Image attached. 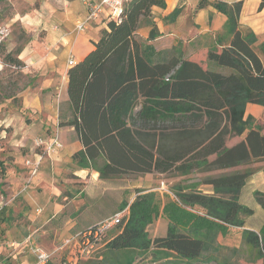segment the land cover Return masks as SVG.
I'll list each match as a JSON object with an SVG mask.
<instances>
[{"label": "trees", "instance_id": "obj_1", "mask_svg": "<svg viewBox=\"0 0 264 264\" xmlns=\"http://www.w3.org/2000/svg\"><path fill=\"white\" fill-rule=\"evenodd\" d=\"M207 3L199 0L197 8ZM155 6L164 8L165 1L129 0L119 22L104 21L106 28L93 48L67 70L68 99L59 126H72L82 144L72 156L77 166L95 170L103 180L128 174L221 173L199 181L211 184L213 194L198 190L199 182L180 184L176 200L162 207L153 191L138 189L130 203L121 201L118 210L127 208V214L104 237L101 258L86 264H131L141 253L154 259L171 253L185 264H240L226 256L207 257V241L213 243L212 232L223 225L242 227L243 216L252 214L239 202L252 168H236L264 159V135L252 116H244L248 103L264 105V40L255 45V34L239 27L240 2L215 1L226 21L202 66L178 47L156 49ZM179 13L175 8L163 19L172 22ZM142 26L149 27L146 37L138 34ZM20 52H6L4 60L22 65ZM254 196L264 209V193L255 191ZM160 211L168 219L167 231L151 238L146 227ZM242 241L264 264V231L244 229ZM225 249L235 251L223 246L216 251Z\"/></svg>", "mask_w": 264, "mask_h": 264}, {"label": "crops", "instance_id": "obj_2", "mask_svg": "<svg viewBox=\"0 0 264 264\" xmlns=\"http://www.w3.org/2000/svg\"><path fill=\"white\" fill-rule=\"evenodd\" d=\"M84 1L48 0L44 5L41 4L39 8L20 18L23 22L29 20L34 24L44 25L46 53L43 51L39 55H34L35 58L34 56L26 57L25 54L23 61L27 65L36 66L40 74H45L43 86H49L52 83L54 73L62 74L65 79L63 92L65 102L68 99L66 77L70 67L67 65L68 59L72 57L74 63L82 60L93 48V42L98 39L100 31L106 28V23L102 19H97L84 31L75 30L76 22L86 15ZM164 1V8L156 6L152 8V19L160 32V36L152 41L157 50L178 47L185 58L205 66L207 51L215 45V38L223 32L226 21V16L213 6L215 1L227 4L240 2L239 27L243 30H251L255 34L257 38L255 45L264 40V5L260 6L262 0H206L208 3L201 8H197L199 0ZM175 8L180 9L175 20L165 21L164 16ZM142 27L145 28L140 27L138 34L146 37L149 27ZM49 43H54V47H48ZM260 58L264 62V55H260ZM25 103L31 107L27 111V119L31 120H26L22 128L27 132L25 137L40 133V136L48 140L57 136L61 147L44 155L37 168V174L28 176V188L20 194V203L24 204L29 211L27 216H23L25 217L22 219L23 223H19L17 212L15 216L13 213L10 214L11 209L8 212L3 210L0 212V264H36L35 256L30 252L28 244H15L14 247L9 244V242H15L13 240L24 237L27 232L25 226H28L32 232L30 236L34 245L47 252H53L52 259L49 261L52 264H86L89 259H100L102 254L98 255L96 251L87 257L77 255L75 236L113 215L119 209L121 201L125 200L123 195L128 188H124L118 197L116 192H112L111 186H105L104 182L109 180L100 179L98 172L93 169L79 168L72 156L82 149V144L74 128L67 125L59 126L54 110L47 106L42 107L38 96L35 95ZM248 115L253 117L254 126L258 128L260 134L264 135V105L248 103L244 116ZM243 138L244 134L233 137L231 143L227 145L232 146ZM23 141L26 142L25 138ZM18 149L15 148L12 154L9 165L11 170L8 176L10 186L15 184V188L23 185L27 177V171L22 168L24 166L22 159L28 151L27 148L22 149L25 154L21 156L16 153ZM249 165H252V173L240 190L239 202L252 209V214L243 216L242 227L223 225L222 230L217 229L212 232L219 246L235 249V251L225 249L226 254L208 253L207 257L226 256L239 262L237 254L239 246L243 244L242 231L244 229L256 233L264 231V209L254 196L255 191L264 193V159L255 160L236 169ZM73 177L76 179L73 180ZM86 177H88L89 185L77 191L74 184L83 183ZM201 184H206L205 190L199 188ZM197 189L205 194H213L212 185L208 183L199 182ZM135 195L132 192V199L127 202L130 203ZM171 200L172 198L163 202L161 207ZM111 201H113V207L109 206L108 202L111 203ZM157 219V224L153 221L154 223L152 222L146 228L151 238L165 236L167 231L168 219L164 216H159ZM4 229L7 230L3 233Z\"/></svg>", "mask_w": 264, "mask_h": 264}, {"label": "rangeland", "instance_id": "obj_3", "mask_svg": "<svg viewBox=\"0 0 264 264\" xmlns=\"http://www.w3.org/2000/svg\"><path fill=\"white\" fill-rule=\"evenodd\" d=\"M45 1L48 0H0V36L2 38L0 42V200L4 203L3 212H8V210L11 209L10 214L13 213L14 216L17 212V218L20 224L23 223L22 219L25 218L23 216L29 214L24 204L20 203V194L28 188V176H35L38 171L36 170L35 175L30 172L32 170L31 161L34 162L37 156V159L40 158L41 162V158L44 157V155H47L50 151L55 149L45 150L43 146L36 144L35 141L37 138H45L40 136V133H35L31 137H25L27 132L22 129L23 124L26 123V120H31L27 119V111L31 107L26 104L25 101L32 99L35 95L38 96L42 107L47 106L54 110L56 115L55 119L58 124L60 122L59 117L61 113H65L64 108L66 102L63 100L65 79L63 75L54 73L52 83L49 86H43L45 74H40L36 66L32 64L27 65L25 61H23L25 59V54L27 55L26 57H31L39 55V53L43 51L46 53L44 48L47 41L45 39L46 31L43 27L44 25L34 24L29 20L23 22L20 19L27 13H31L35 8H39L41 4L44 5ZM36 46H40L41 48L37 49ZM47 46L53 48L54 43H49ZM16 49H21L17 58L22 62V65L9 64L4 60L6 52ZM220 69L223 72H228L227 68L221 67ZM66 115L68 114L66 113ZM24 138L26 142L23 141ZM232 140L233 137L227 140V144H230ZM15 148H19L16 150V153L21 154V156L25 154V152H22V149L27 148L28 151L25 158H21L22 164H24V166H21L23 170L25 169L27 171V177L26 180H24V184L19 186L20 188H15V184L10 186V181L8 179L11 170L9 165L11 164V158ZM251 166L252 165H249L241 169L252 168ZM220 173L221 171L200 172L188 176H180L176 173L128 174L106 181L104 184L106 187L111 186L113 189L112 192H116L118 197L124 188H128L126 194L123 195L126 201H130L132 199V192L137 194L138 189L153 191L156 202H158L161 207L162 203L170 198L176 200L174 196L176 186L195 183L199 180L203 181L208 176ZM72 179L75 180L76 178L73 177ZM87 185H89L88 177L84 179L83 183L74 184V188L79 191V189ZM199 188L205 190L206 184H201ZM62 195H64V193ZM108 203L110 204L109 206L113 207V201ZM117 211L118 209L115 212ZM159 216H164V214L160 211L158 217ZM157 218L153 220L155 224L158 222ZM147 226H149V224ZM25 228L27 232H25L26 234L24 237L13 241L20 243L26 236L32 234L28 226H25ZM6 230L7 229H4L3 233ZM110 231H112V229ZM110 231H107L109 236L112 234ZM210 239L207 241L209 248L206 252L207 254L227 253L225 250L217 252L216 250L218 247L215 246H219V244L216 242L215 236L213 244L209 242ZM95 251L98 255L102 254L104 252V242H101ZM133 254L132 252L128 253L129 256ZM237 256L240 264H259L261 262L254 259V251L250 250L244 243L239 246ZM131 264H185V261L175 257V255L171 253H169L167 258L162 257L159 259L151 258L148 253H141L139 257L133 258Z\"/></svg>", "mask_w": 264, "mask_h": 264}, {"label": "built area", "instance_id": "obj_4", "mask_svg": "<svg viewBox=\"0 0 264 264\" xmlns=\"http://www.w3.org/2000/svg\"><path fill=\"white\" fill-rule=\"evenodd\" d=\"M129 0H98V1H87L84 3L86 5V15L79 19L75 24V30L77 32L84 31L87 26L97 19H102L103 21L107 19H112L117 22L121 20L123 13V8ZM0 36V42H1ZM74 64L72 57L68 59V65L71 66ZM36 144L44 147L45 150H51L53 148L61 147V143L57 136H54L48 140L44 138H37ZM40 158L32 163L31 172L34 174L38 168ZM28 163V161H27ZM176 199V198H175ZM4 208V203L0 200V212ZM127 214V208L118 210L112 216L99 222L96 225H93L84 231L78 233L75 237L77 239V255L87 257L92 252L95 251L97 246L103 241L104 237L107 234V231L112 229L114 226L119 224L122 218ZM68 242V240L66 241ZM10 245H22L28 244L30 252L35 256L36 264H46L52 259L53 252H47L41 249L39 246L33 244L31 236H26L22 242L15 243L9 242Z\"/></svg>", "mask_w": 264, "mask_h": 264}]
</instances>
